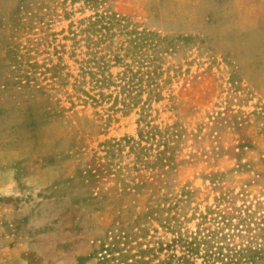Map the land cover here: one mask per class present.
Segmentation results:
<instances>
[{"label": "rangeland", "instance_id": "rangeland-1", "mask_svg": "<svg viewBox=\"0 0 264 264\" xmlns=\"http://www.w3.org/2000/svg\"><path fill=\"white\" fill-rule=\"evenodd\" d=\"M104 10L175 43L161 53L144 128L153 148L167 139L169 175L141 169L122 145L105 155L103 143L138 139L139 110H114L113 98L94 105L76 88L87 60L80 30ZM109 65L115 82L122 64ZM262 115L264 0H105L97 9L0 0V248L17 247L27 264H118L120 253L130 263L144 249L140 220L176 205L182 233H213L259 251L264 264ZM146 226L148 241L171 237L156 221ZM108 230L118 241L110 255L101 251L113 250Z\"/></svg>", "mask_w": 264, "mask_h": 264}, {"label": "trees", "instance_id": "trees-1", "mask_svg": "<svg viewBox=\"0 0 264 264\" xmlns=\"http://www.w3.org/2000/svg\"><path fill=\"white\" fill-rule=\"evenodd\" d=\"M82 2L91 9H97L105 3V0H82ZM80 24H84V22ZM80 33L84 38L86 48L84 55L87 60L83 61V64L80 63V73L75 79L77 90L91 100L94 105L113 98L112 108L114 110L127 113L130 109L137 108L139 110L137 124L139 127L140 125L143 127L137 133V140L123 138L113 144H101L100 147H103L105 155H111L115 148L122 145L123 148L128 147L130 153L135 156V163L141 169L164 170L168 175L175 172V164L169 153L170 146L167 139L156 141V147L153 148L154 144L151 141H154L155 138L149 136V133H144V128L149 127L147 109L152 97L155 96L153 93L158 87L157 79L162 74L161 64L164 58L161 53H172L175 45L173 40H165L153 32L138 31L136 28L129 29L128 21L110 10L95 13L87 20ZM114 37H123L121 45L107 53L106 50L112 45ZM181 40L186 41L187 39L182 38ZM103 51L105 53L100 55ZM124 59H129V62L124 63ZM157 61L159 65H156ZM109 62H113L114 65L122 64L123 67V71L117 75L115 82L112 80V75L108 73ZM85 86L90 87L91 92L97 91V93L93 96L89 95L83 89ZM111 86H114V90L105 94L103 90H109ZM143 94L147 95L145 101L141 99ZM118 105L121 108L117 107ZM260 118L262 119L260 133L264 134V115ZM158 137H160V132H158ZM147 144H149L148 147H146ZM184 200L186 199H179L176 203ZM163 201L167 202L168 198L165 197ZM174 209H176V205L164 208L162 210L165 213L163 217L159 213V208L150 209L140 220L142 223L138 230V238L144 240V243L139 246L143 245L144 249L139 247L137 254L131 256L130 263L127 259L129 255L119 251L121 258L118 264H196V260H199L200 264L261 263L262 256L259 251L232 247L221 241L223 238H218L213 233H208L202 238L198 236V231L190 235L182 233L178 213ZM152 221L158 222L164 233H168L171 237L164 241L160 237L152 240L150 236L148 241L149 231L146 225L151 224ZM108 234L111 235L114 242L113 250H109V246L106 248L105 245L101 246V251H104L106 255H110L109 252L114 251L118 243L114 230H108ZM122 238L123 236L120 237V239ZM124 238V242L128 243V237ZM127 250V252L130 251V249ZM104 259L106 262L108 261L107 256L103 257ZM84 260L86 259H81V261Z\"/></svg>", "mask_w": 264, "mask_h": 264}, {"label": "crops", "instance_id": "crops-1", "mask_svg": "<svg viewBox=\"0 0 264 264\" xmlns=\"http://www.w3.org/2000/svg\"><path fill=\"white\" fill-rule=\"evenodd\" d=\"M0 264H27L17 247L0 248Z\"/></svg>", "mask_w": 264, "mask_h": 264}]
</instances>
